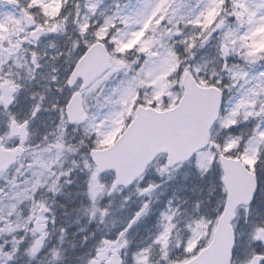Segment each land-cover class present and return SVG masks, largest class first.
<instances>
[{
  "label": "snow or ice",
  "instance_id": "1",
  "mask_svg": "<svg viewBox=\"0 0 264 264\" xmlns=\"http://www.w3.org/2000/svg\"><path fill=\"white\" fill-rule=\"evenodd\" d=\"M0 264H264V0H0Z\"/></svg>",
  "mask_w": 264,
  "mask_h": 264
}]
</instances>
